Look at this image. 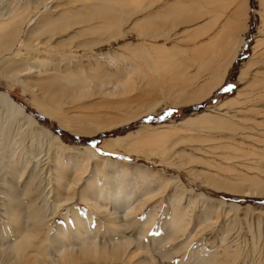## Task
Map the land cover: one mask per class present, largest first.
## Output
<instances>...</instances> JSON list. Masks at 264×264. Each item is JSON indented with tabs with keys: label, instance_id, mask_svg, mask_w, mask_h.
<instances>
[{
	"label": "bare ground",
	"instance_id": "obj_1",
	"mask_svg": "<svg viewBox=\"0 0 264 264\" xmlns=\"http://www.w3.org/2000/svg\"><path fill=\"white\" fill-rule=\"evenodd\" d=\"M126 1L102 0L96 3L95 0L93 2L92 0H62V3L60 0H55L50 6L49 0H10L0 9V52L5 53L1 56L5 62L3 66L33 94L37 102L36 107L44 117L56 119L60 129L80 135V138L98 137L116 128L127 126L139 119L154 115L164 104L179 109L205 102L223 86L228 69L232 67L242 47V32L248 29L249 0H207L206 6L201 5L203 8L207 6L209 8V2L212 7L213 3H217L218 18L212 17L210 20L216 24L223 17L225 22L215 39L190 51V56L192 53L198 55L193 58L194 61L190 60L197 65L196 80L200 79L195 84L190 82L185 85L177 84L180 77L189 73L183 69L177 70L175 66L177 63H172L174 59H178L175 57L179 53L183 54L184 51L179 50L176 55V48L173 46L168 48L164 42L160 46L126 42L124 48L120 49V52H115L114 56L112 55L114 52L100 53L88 49L82 57L74 56L75 52L71 55L67 54L70 51L60 53L62 54L60 62L42 57V55L50 54L55 46L61 44L62 41L58 40L70 34H73V37L68 43H71L76 36L98 35L97 39L72 48L104 45L111 40L115 41L126 34L123 31V25H127L124 24V20L126 23L131 22L129 31L137 32L139 37L141 35L147 37L151 34L154 42L161 38L173 42V38L178 39L182 33H175L178 27L192 22L194 16L191 19L190 14H196L194 7L180 3L171 7H164V5V8L162 7L159 13L156 11L157 15L154 14V16L149 14L147 17L145 15L137 17V14L143 10L135 5V0ZM257 2L258 7L263 9L259 13L260 27L252 47L251 62L243 67V75H247L255 65L259 64L254 63V58L261 48L264 50V37H260L264 36V0H257ZM169 12L172 15V23H169L170 27L163 28L161 27L163 21L158 22V20L164 19ZM134 16L136 18L132 20ZM30 23L31 26L25 29ZM146 26L149 27L145 29ZM202 28L204 27L196 28V31L191 33L196 32L193 34L194 37L199 34L204 36L199 33L203 30ZM19 44L21 46H18ZM122 51L124 54L127 53L129 59L137 60V68L132 67L133 63L124 60L126 55H123ZM261 54L263 55V52ZM115 56L120 57L117 62H120L119 64L116 63ZM151 59H155L154 63ZM161 63L164 65L160 66ZM70 65L72 69H69ZM133 73H136V79L134 82L132 80L133 84H127V79L132 77ZM180 73L182 75H179ZM124 81L130 89L127 90L126 87L122 90ZM260 82L264 83V80ZM242 95L240 88L235 96L221 100L214 106L206 107L204 112L174 123L143 125L135 135L128 133L124 136L104 139L100 148L106 152L113 150L114 147H121L130 153L158 158L160 162L169 165L174 164L173 160H177L179 168L186 170L189 175L203 177L204 183L215 189L231 194H245L246 197L264 198V180L243 172L245 169L252 173L253 170L264 173V150L244 143V140H249L261 144L264 140L259 139V141L257 138L245 135L247 129L254 131L255 128L242 126L244 122H248L249 118L238 119L235 114H230V111H235L241 104L240 96ZM1 110L3 114L0 113V161L3 162V173L8 174L10 178L4 183L11 188L13 182L22 178V171L25 172L36 157L43 153L42 147L40 151L33 147L34 141L38 140V135L33 136L30 132L27 135L30 144L26 155L16 156L18 148L25 150L22 142L24 135L13 136L10 129L12 122L25 120L27 125L37 128V132L46 137L42 141H46L49 145L55 144L56 153L51 162L58 171L56 173V190L59 193L57 196L70 197L66 200L68 201L76 197L79 190L81 193L77 196L78 200L83 199L90 211L85 218L75 215L73 220L75 227L68 225V233L60 228V235L52 239V243L57 246L54 252L48 250L41 252L35 250L29 240L35 239L43 227L42 211L32 210L30 216L33 218L26 220L23 218V206L19 203L21 197L28 194V189L22 193L16 189L3 191L4 197L14 201L9 211H5L7 218L18 224L24 231L23 238L6 248L7 251L5 248H0L5 250L9 260H13L11 264H152L148 258L151 259L153 254L141 241L147 234L148 222L146 224L144 220L139 225L137 221L139 211L132 199L135 196L134 190L122 185L124 181L122 183L119 181L118 171L124 170L122 164L100 157L91 146L78 148L63 143L58 136L39 127L36 120L27 115L24 108L5 93H0ZM250 111V109L247 110V112ZM215 112H221L220 116H216L217 113L213 115ZM251 123L259 128L263 127L261 123L254 120H251ZM235 137H239L241 141H236ZM181 143L187 144L186 146L190 148L188 152L182 148L176 149ZM213 158H218L219 161L216 163ZM92 160L94 161L92 176L86 179L82 188L86 165ZM98 160L102 161L100 167L109 172L114 171L111 178L104 177L102 183L96 181L98 169L96 161ZM224 164L226 166H222ZM17 165H21L22 169H17ZM198 165L212 168V174L206 172L210 169L197 172L195 167ZM144 170L148 172L150 169L145 167ZM149 173L158 175L156 171ZM169 179L170 182L179 184L182 193L188 191L181 187L180 179L177 177ZM223 204L220 202V205ZM229 206L231 209H238L236 204ZM172 211L166 234L168 231L184 232L189 226L188 221L185 220L189 214L188 207L185 209L180 207L177 212ZM253 211L257 218L264 217L263 212H256L255 209ZM205 217L208 220L207 215ZM234 219L235 217L233 221ZM230 223H224L222 227L224 235L230 231ZM103 226L105 229H101ZM130 230H136L134 231L136 233L127 234L131 232ZM98 234L101 242L98 241ZM187 243H181V246ZM31 252H34V256L30 254ZM146 253H148L147 258H144L142 255ZM158 253L162 252L158 251ZM165 254L170 255L169 251H165L162 255ZM223 254L226 260L235 259V255L230 254L228 249H225ZM192 257L194 260L190 262L191 264H226V262L218 261V256L215 255L204 259L198 251Z\"/></svg>",
	"mask_w": 264,
	"mask_h": 264
},
{
	"label": "rangeland",
	"instance_id": "obj_2",
	"mask_svg": "<svg viewBox=\"0 0 264 264\" xmlns=\"http://www.w3.org/2000/svg\"><path fill=\"white\" fill-rule=\"evenodd\" d=\"M9 1L0 0V9L5 7V5L9 3ZM60 1L62 2V0ZM93 1L94 0H92V2ZM98 1H102V0H95L96 3ZM168 1H171L172 4L168 5L167 4ZM180 1L181 4L182 2L185 3V1L182 0ZM197 1L198 0L195 1L196 4L198 3V5L196 6H193L190 3H186L187 5L190 4V7H197L195 8L196 14L195 13L190 14L191 19L194 16L192 22H190L187 25H184L183 27L179 26L180 28L182 27L181 28L182 33H180L178 39L177 37H174L173 38L174 41L172 42V40L167 41L161 38L156 40V43L154 44L156 46L159 44L158 43L159 40H163V42L166 43V45H169V47L173 46V48H176L175 49L176 55L178 54L177 52L179 51L177 48L182 47V50L184 51L183 54L179 53V55L175 57V58L178 57L177 59L178 61L174 59V61L172 62V63H177V65H175L177 67L176 68L177 70L183 69L184 71H188V69L189 70L192 69L190 65L191 58H188L190 57L191 49H188V47L192 44L193 34H195L196 32L191 33L188 30L189 25L192 24L193 21L194 23H196L199 19L197 20L194 19L198 18L199 16L202 17V18L200 17V20H204L208 18L210 20V18L212 17L218 18L217 7L213 8L211 6L212 4L210 5L209 2L208 3L209 8L208 6L206 8H203L202 7L203 5L205 6L207 5L206 3L207 0H200V4ZM49 2L48 4L51 6L55 2V0H49ZM61 2H57V3L61 4ZM125 2L127 1L125 0ZM134 2L135 5L139 6L140 9L143 10L140 11V14H137L138 16L136 15L137 17H143L144 15L145 17H147V15L149 14H152L154 16V14L157 13L156 11H158L159 13V10L161 11V8L164 5H165L164 7H171L177 4V1L175 0H139V1L135 0ZM248 5H249V11H248L249 19L247 21L248 29L244 33L242 32L241 35L243 37V44L240 51H238L240 53V54L238 53L239 57L237 61H235V64L231 67L229 73H227L228 76L225 80L226 84L224 85V87H221L216 93H214V96L212 95L213 97L211 96L210 99L207 100L205 103L202 102L203 103L202 105H200L201 104L200 103L198 105H192L191 107L189 108L187 107L185 109L179 108V110H177V108H174L173 106H170L169 104L167 105L164 104L154 115H149L147 117L139 119L138 121L132 122L127 126L116 128L111 132H107L105 134L99 135V137L96 136L97 138L94 139L93 137L80 138L81 137L80 135L71 134L68 131L60 129L56 119L44 117L43 114H41L36 107L37 102H35V97L33 96V94L30 93L27 89H25L23 85L19 81H17L14 76H11V74H9L7 69L3 66L5 62L4 60H2L1 56L3 54L5 55V53L0 52V59H1L0 60V93L7 94L15 103L19 104L24 108V111L27 115L32 116L36 120L39 127L47 129L50 133L58 136L60 140L61 139L63 140V141L61 140L63 143L78 148H82L84 146H91L100 155V157L108 158L110 160H115L120 162V164H122L124 170L122 169L118 171L119 181L121 183L124 181L122 185L124 186L126 185L129 189L134 190L135 196L132 197V199L134 206L136 207L137 211H139L137 214V221L139 222V225H141L142 222H144V220L146 224L148 222V226H146L147 234L141 239V241H143L144 245L146 246V249L151 251L153 254L151 259L148 258V261L150 260L152 264H191L190 262L194 260L192 256L196 251H198L204 259L215 255L218 256L217 257L218 261L226 262V264H264V219H263L264 217L260 216L259 218H257V215L253 211V209H255L256 212L261 211L264 213V198L246 197L245 194H240V193L231 194L224 190L215 189L205 184L204 183L205 180H203L204 179L203 177L201 178V176L198 177V176L189 175L186 170L179 168L178 167L179 161L177 160H173L174 164L169 165L167 163L160 162L161 160H159L158 158L147 156L145 154H140V153L138 154L130 153L121 147L120 148L114 147L113 150L106 152L102 151V149L100 148V145L104 139L124 136L128 133L135 135V133L143 125L146 124L159 125L164 123H174L188 116L204 112L206 110V107L214 106L221 100L223 101L226 98H231L235 96L237 90H239L240 88L242 89V94H243L242 96H240L241 104L235 111L233 110L230 111V114L231 115L235 114L238 117V119H241L242 117L249 118L251 120H254V122L261 123L264 127V83L262 82L259 83V81L264 80V58H262L264 56V50H261L262 48L258 51L259 54L256 55V57L258 58L257 59L256 57L254 58V63L256 64L259 63V64L257 66L255 65V67H253L247 75L242 74V69L245 66V64L251 62L250 56L252 55L251 52L252 47L255 44V40L256 37L258 36V30L260 27L259 13L263 11L262 8L258 7L257 0H249ZM205 12L208 14H206ZM136 16L132 17V20H134ZM221 19L224 18L221 17L219 21ZM161 20L163 21L161 27L163 28L170 27L171 24L169 25V23H172L171 13L169 12L168 16H166L164 19H159L158 22H160ZM129 23L131 22L129 21ZM129 23H126L124 20V24L127 25H123L124 28L123 31L126 34L125 35L123 34L124 36L122 35L115 41L113 40L109 41L108 44L72 48L74 46L77 47L79 46V44H82L84 42L97 39L98 35L92 34L88 36L87 35L76 36V38H74L73 41H71V43L70 42L68 43V41L73 37V34H70L68 37H62L61 40H58V41H62L61 44L55 46L50 54L42 55V57L46 59L47 58L52 59L56 62H60L62 59V54L60 53H65L70 51L67 54L71 55V53L75 52V54H73L74 56L82 57L85 53H87L88 49L100 53L108 52V51L114 52L112 54L114 56L116 54L115 52H120L121 51L120 49L124 48V44L126 42H128V44L144 43L150 45L155 41L152 40L153 36L151 34L147 37L145 36L143 37V35H141L140 38L137 32L132 30L129 31V27H130ZM216 24H213L209 28L207 27V30L204 26V28H202L203 30L199 31V33H202L205 36V34L211 32L215 28ZM221 25L222 24L219 25L218 34L222 29ZM30 26L31 23L27 24L25 29ZM172 26L174 25L172 24ZM148 27L149 26H146L145 29ZM175 33H179V32L175 31ZM199 35H196L197 37H195V39L198 38ZM260 37H264V36L262 35ZM144 44H142L143 48H144ZM18 46L21 45L19 44ZM14 51L15 50H13V52ZM261 52H263V55L261 54ZM122 53L123 55H126V59L124 57L125 61L133 63L134 65L132 67L137 66L138 64L137 60L132 58L129 59V57H127L126 52L124 54V52L122 51ZM114 58L116 59V63L120 59V57L118 56H115ZM153 60L155 61V59ZM153 60L151 59L152 63H154ZM162 63L160 64V66L165 64ZM84 64H87V62H84ZM187 67H191V68H187ZM72 68H73L72 65H70L69 69ZM179 75H182V73H180ZM131 76L132 77L127 79L128 80L127 84L130 85L133 84L137 75L136 73H133ZM195 77H196V73L193 74L189 72L188 74H185V76L180 77L177 84L185 85L188 82H190V84H195L200 81V79L196 80ZM125 81L124 83L126 84ZM125 84L123 85L122 83L121 86L122 90H125L126 87L127 90L130 89L128 85ZM249 109L251 111L247 112V110ZM3 110L0 111L1 114H3ZM221 112L223 113V111ZM219 113L215 112L214 114L213 113L212 114L213 115L216 114V116H220ZM249 119L248 122L247 121L244 122L242 126L244 128L245 127L246 128L255 127V128L254 131L251 130L248 131L247 129L245 131V135L247 136L250 135L254 138H257V140L259 139L264 140V136H263L264 128L263 127L259 128L257 125L256 126L253 125V123H251V120L249 121ZM2 123L4 122L2 121ZM256 129L257 131L255 132ZM10 130L13 136L24 135L22 138V142H23V146L25 147V150L22 151L20 148H18L16 151L17 157H22V155H26V150L29 148V144H30V140L27 135L30 132L33 133V136L38 135L37 136L38 140L34 141L35 145L33 147L38 149L39 151H40V147H42L43 153L39 154L36 157V159L33 161V164H31L26 169L25 172L22 171V178L20 180L13 182L11 188L4 183V181L9 180L10 178L8 174L3 173L2 171L3 162L0 161V248H5L6 250V248L16 244L24 236V231L21 229V227L18 224L11 222L9 218H7L5 211L6 210L9 211V207L13 206L14 201L9 197H4L2 192L7 189L9 190L16 189L20 193H22L23 191H26L28 189V194L21 197L19 203V205L23 206L22 207L23 218H25L26 220L33 218L32 216H30V212L32 210L42 211V218H43V227L39 235L35 239H30L29 243H31L32 247L37 251L44 252L48 250L54 252L57 246L54 243H52V239L57 238L60 235V228L66 230L65 233H68L69 232L68 225L75 227L73 222L75 215L77 216L79 215L82 218H85V216L90 213L89 208L83 199L78 200L77 196L79 195V193H81V191L79 190L77 196L73 197L71 200L68 201L66 200L69 199L70 197L65 198V197L57 196L59 194L56 190L57 189L56 173L58 171L54 168V165L51 162V159L55 156L56 153V147L54 143L49 145L46 141H42L46 137L44 135L39 134L37 132V128L35 129L31 125L29 124L27 125L25 120H19V121L17 120L15 122H12V126ZM235 139L236 141L240 140L239 137H235ZM244 143L246 145H251V144L255 145L257 149L264 150V143L260 144L258 142L255 143L249 140H244ZM183 144L184 143L179 144L178 147H176V149L182 148L185 149L186 152H188L190 148L186 146L187 144L185 145ZM207 159H211V158L207 157ZM217 159L213 158V160H215L216 163L219 161ZM34 162H38V164H34ZM101 162H102L101 160L96 161L98 165L97 168L98 169L100 168V170L98 169L96 170L97 171L96 181L99 183H102L104 177L106 176L108 178H111V175H113L114 172V171L109 172L108 170L100 167L102 166ZM86 166H87L86 172L85 174H83V181L81 183L82 188L86 182V179L92 176L94 161L92 160ZM222 166H226V164ZM145 167L150 170L148 172L145 171L144 170ZM235 168L237 169L239 167H235ZM17 169L21 170L22 169L21 165H17ZM209 169L210 168H207L202 165L200 166L198 165L195 167V170L197 172L206 171ZM212 170L213 169L211 168L209 171L206 172H210L212 174L213 172ZM151 171H156L158 175L155 176L154 174L149 173ZM122 172H124L125 174L122 175L121 174ZM243 172L250 176H257L259 179L264 180V173L262 171L253 170L252 173V171L244 169ZM170 177H177L178 179H180L179 181L181 187H184L188 191L182 193L179 189V184L175 182L174 183L170 182L169 179ZM241 186L239 187L242 188L243 186L242 187ZM197 194L198 196H196ZM220 202L224 204L220 205ZM230 204H236L238 206V209L237 210L231 209V207L229 206ZM176 206H178V208L181 207L183 209L188 207L189 214L187 215L185 220L188 221L189 226L185 228L184 232L171 233L170 231H168L166 234V229L170 225L169 221L171 219V215L173 214L172 210H174L175 212H177L178 210ZM247 208H251V209H247ZM205 215H207L208 220H206ZM234 217L235 219L233 221ZM165 222L166 224H164ZM224 223L231 224L230 225L231 229L226 235H224L225 233H223L222 230ZM101 229H105V226H103ZM132 230H130L132 233L129 232L127 234L133 235L134 233H136L134 232L136 230L134 231ZM168 233L171 234L168 235ZM174 233L177 236L173 235ZM162 237L164 238L163 240ZM168 240L170 242H168ZM98 241L101 242V239L99 238V234H98ZM106 242L107 241H105V243ZM185 242L188 243L184 246H181ZM185 246L186 248H184ZM154 249H156L157 251ZM225 249H228L230 251V254L235 255L234 260L232 259L226 260V256L223 254V251ZM5 250L3 249L0 250V252L1 251L4 252V253H0V264H11L13 260L8 259V257L5 255L6 254ZM158 251L162 253H158ZM165 251H169L170 255L169 254L162 255ZM30 254L34 256V252H31ZM147 254L148 253H146L145 255L143 254L142 256L144 258L145 257L147 258L146 256ZM167 258L168 260H166Z\"/></svg>",
	"mask_w": 264,
	"mask_h": 264
},
{
	"label": "crops",
	"instance_id": "obj_3",
	"mask_svg": "<svg viewBox=\"0 0 264 264\" xmlns=\"http://www.w3.org/2000/svg\"><path fill=\"white\" fill-rule=\"evenodd\" d=\"M175 1H177V4H180L181 3V1L180 0H175ZM182 1H185V3H182L183 5H185L186 3H190V4H192V2H193V6H196L197 4H196V2H195V0H182ZM200 0H198L197 2H199ZM172 4V2L171 1H169V2H167V4L169 5V4ZM189 4V5H190ZM199 7V6H198ZM215 7H217L218 8V6L216 5V4H213V8H215ZM194 8H197V7H194ZM197 19H199L196 23H194V25H193V23L192 24H190L189 25V31L191 32V31H196L195 29L196 28H199V27H204L205 26V28H206V30H207V27L209 28V27H211L212 26V21L211 20H209V18L208 19H204V20H200V18H195L194 20H197ZM209 21H211V22H209ZM224 20L223 19H221L216 25H215V28L211 31V32H209V33H207V34H205V36H200V37H198V38H196L195 39V37L193 36V41H192V44L188 47V49H193V48H197V47H199V46H201V45H204L205 43H207V42H209L210 40H213V39H215L216 37V35L218 36V29H219V25L220 24H222L221 25V28H222V26H223V24H224ZM191 27H193V29L191 28ZM182 28V27H181ZM181 28L179 27L177 30H176V32H181ZM215 37V38H214ZM161 42V43H160ZM156 42H153V43H151V44H155ZM159 44H158V46H160V45H162V43H163V40H159V42H158ZM168 48H171V47H169V45L167 46ZM178 50H182V47L181 48H177ZM196 53H192L191 54V56H192V58H191V61H194V59L193 58H196V57H198V55L196 56L195 55ZM190 56V57H191ZM237 56H238V54H237ZM189 58V57H188ZM237 58L238 57H236V59H235V61L237 60ZM190 61V62H191ZM235 61H234V63H235ZM233 63V64H234ZM232 64V65H233ZM191 67H192V69L191 70H189L188 69V71L190 72V73H197V71H196V69H197V66L196 65H194V63L192 62L191 64ZM191 67H187V68H191ZM230 69H231V67L228 69V71H230ZM227 73H229V72H227ZM228 75V74H227ZM226 78H227V76H226ZM226 78H225V80H226ZM225 82V81H224Z\"/></svg>",
	"mask_w": 264,
	"mask_h": 264
},
{
	"label": "trees",
	"instance_id": "obj_4",
	"mask_svg": "<svg viewBox=\"0 0 264 264\" xmlns=\"http://www.w3.org/2000/svg\"><path fill=\"white\" fill-rule=\"evenodd\" d=\"M239 54H240V53H239ZM238 57H239V56H238ZM237 59H238V58H237ZM236 61H237V60H236ZM234 64H235V63H234ZM234 64H233V65H234ZM233 65H232V66H233ZM228 72H229V71H228ZM227 76H228V75H227ZM225 84H226V83L224 82V84H223L222 87H224ZM216 92H217V91H216ZM216 92H215V93H216ZM213 96H214V94H213ZM213 96H212V97H213ZM209 99H210V98H209ZM209 99H208V100H209ZM206 101H207V100H206ZM206 101H205V102H206ZM205 102H203V103H205ZM203 103H201L200 105H202ZM193 107H195V106H193ZM188 108H189V107H188ZM182 109H185V108H182ZM182 109H180V110H182ZM177 110H179V109H177ZM98 137H99V136H98ZM94 138H97V137H93V139H94ZM61 140H62V139H61ZM90 140H91V139H90ZM62 141H63V140H62ZM92 141H93V140H92ZM92 141H91V142H92ZM88 142H89V141H88Z\"/></svg>",
	"mask_w": 264,
	"mask_h": 264
}]
</instances>
